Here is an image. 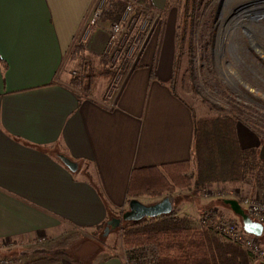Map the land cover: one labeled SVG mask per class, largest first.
<instances>
[{
	"label": "crops",
	"instance_id": "obj_1",
	"mask_svg": "<svg viewBox=\"0 0 264 264\" xmlns=\"http://www.w3.org/2000/svg\"><path fill=\"white\" fill-rule=\"evenodd\" d=\"M167 1L147 0L161 12ZM94 4L0 0V245L7 246L0 255L12 258L13 242H50L34 250L43 255L11 264H123L119 256L91 258L86 251L65 259L59 238L69 230H94L124 212L133 200L134 170L193 159L195 115L172 87L173 24L158 25L160 40H167L164 53L154 44L144 52L115 99L81 94L72 84L71 60L100 58L110 39L105 17L77 52ZM237 136L242 148L256 149L264 160L255 135L237 127Z\"/></svg>",
	"mask_w": 264,
	"mask_h": 264
},
{
	"label": "rangeland",
	"instance_id": "obj_2",
	"mask_svg": "<svg viewBox=\"0 0 264 264\" xmlns=\"http://www.w3.org/2000/svg\"><path fill=\"white\" fill-rule=\"evenodd\" d=\"M154 11L159 13L162 28L174 25L175 78L172 87L193 109L195 121L231 117L236 121V128H246L264 144V0H168L165 12ZM109 21L113 22L112 19ZM156 31H153L143 53L153 44L160 46L159 54L164 53L167 40H160ZM80 43L77 48L83 45L82 40ZM118 53L117 59L111 58L106 50L98 59L88 57L81 61L74 57L69 65L72 84L81 94H99L109 100L115 99L125 79L140 61L135 65L137 54L129 56L123 46ZM126 54L128 57L124 59ZM75 77H79L80 84L74 82ZM250 150L257 152L256 149ZM259 160L264 161L258 156ZM183 170L190 177L196 176V162ZM166 177L170 178L169 173ZM257 182L246 176L244 182L235 185L217 183L200 190L194 187L177 189L172 193L143 196L137 200L149 206L169 197L177 216H188L201 226L205 224L202 218L206 214L216 217L215 221L234 220L242 224L223 201L244 198L264 201V186ZM213 201L219 202L207 210L203 202ZM128 211L129 205L99 229L67 231L64 237L59 238V245H63L60 254L75 258L78 252L86 251L88 257L108 253L124 259L133 252L140 256H153L158 264L161 252L156 244L126 243L127 231L131 228L124 219ZM114 220H119V224L112 222ZM257 239L264 247V233ZM46 241L34 242L35 245L29 241L13 242L8 251L15 253L10 256L12 258H5L12 260L22 256L23 260L30 261L32 256L43 255L42 251L34 250H43L50 243ZM227 242L244 254L245 264H259L243 247ZM0 258L4 256L0 255Z\"/></svg>",
	"mask_w": 264,
	"mask_h": 264
},
{
	"label": "trees",
	"instance_id": "obj_3",
	"mask_svg": "<svg viewBox=\"0 0 264 264\" xmlns=\"http://www.w3.org/2000/svg\"><path fill=\"white\" fill-rule=\"evenodd\" d=\"M124 7L116 3L115 11L107 14L108 18L117 21ZM82 49L83 46L78 47L77 52ZM74 82L81 83L79 77H75ZM257 159V152L241 147L234 118L195 121L192 161L167 165L162 170H134L128 196L138 199L143 196H161L164 192L172 193L177 189L194 187L200 190L217 183L235 185L244 182L246 176L264 186V161ZM193 162L197 164V172L196 176L190 177L183 169L190 167ZM168 173L170 178L166 177ZM144 221H127L131 228L127 231L126 243L156 244L161 252L158 264H245L244 254L226 239L217 236L209 223L201 226L188 216H177L174 211Z\"/></svg>",
	"mask_w": 264,
	"mask_h": 264
},
{
	"label": "built area",
	"instance_id": "obj_4",
	"mask_svg": "<svg viewBox=\"0 0 264 264\" xmlns=\"http://www.w3.org/2000/svg\"><path fill=\"white\" fill-rule=\"evenodd\" d=\"M116 3H121L125 7L117 21H109L110 39L106 53L111 58L117 59L119 55L118 51L123 46L129 56L137 54L136 65L142 56L149 38L160 22L159 13L154 11L147 0H95L91 17L82 33L81 40L83 43L87 41L90 35L103 24V20L107 14L115 10ZM127 54L124 56V59L128 57ZM204 196L207 197V195ZM236 201L240 203L242 208H245H243L244 211L252 221L264 227V201L252 198ZM215 218L206 214L202 219L205 223L212 224L211 227L220 236L243 247L259 264H264V247L255 236L247 234L242 224L237 221L224 219L215 221ZM5 247L7 246L0 245V253ZM122 260L123 264H157L155 257L140 256L133 252L129 253V256L124 257ZM11 263L10 259H6L5 257L0 258V264Z\"/></svg>",
	"mask_w": 264,
	"mask_h": 264
},
{
	"label": "water",
	"instance_id": "obj_5",
	"mask_svg": "<svg viewBox=\"0 0 264 264\" xmlns=\"http://www.w3.org/2000/svg\"><path fill=\"white\" fill-rule=\"evenodd\" d=\"M61 160L66 165V167L72 171L77 172L78 171V164L71 161L70 159L62 156ZM225 204L230 207L232 212L238 216L242 221V226L244 231L252 236H255L256 238H261L264 233V227L263 225L254 222L251 220V218L246 214L242 206L239 202L235 200H226ZM174 210V204L171 200V198L167 197L163 199L162 201L153 204V205H144L139 200L133 199L129 203V211L124 215L125 221H142L146 218L148 219H156L165 215H169ZM116 225L119 224V220L112 221ZM113 224V223H109Z\"/></svg>",
	"mask_w": 264,
	"mask_h": 264
}]
</instances>
